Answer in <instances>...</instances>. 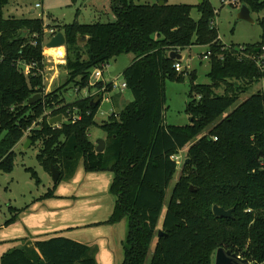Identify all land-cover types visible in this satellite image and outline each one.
<instances>
[{
	"label": "trees",
	"instance_id": "16d2710c",
	"mask_svg": "<svg viewBox=\"0 0 264 264\" xmlns=\"http://www.w3.org/2000/svg\"><path fill=\"white\" fill-rule=\"evenodd\" d=\"M238 1L251 13L264 11V0ZM7 3L0 0V171H12L14 148L29 129L25 139L31 146L40 143L38 164L49 175L51 166L60 172L58 181L36 200L53 197L79 161L86 172L113 173L109 192L115 205L105 222L126 219L120 264H212L220 247L250 263H264V88L238 103L264 78V60L259 67L253 59L263 53L264 17L257 20L260 39L240 44V49L218 38L210 0L201 5L109 0L113 20L52 26L39 17L4 16ZM193 8L197 20L190 15ZM46 29L63 32L68 72L62 87L49 92L43 83ZM192 45L206 46L209 52L210 83H196L190 73L184 108L189 123L167 124L165 81L181 82L186 74L175 70L180 60L169 53ZM123 54L131 55L122 76L132 100L97 122L102 94L112 85L101 80L90 85L92 73ZM102 86L106 88L96 105H90L94 96L69 102L63 96ZM35 94L41 97L28 104ZM58 115L61 122L49 124ZM94 126L105 133L102 152L88 135ZM185 148L179 177L167 197L178 166L173 155ZM25 171L36 185L41 183L36 170ZM213 205L232 209V216L216 217ZM26 207L8 206L2 225L14 223ZM94 251L55 236L6 251L0 264H97Z\"/></svg>",
	"mask_w": 264,
	"mask_h": 264
},
{
	"label": "rangeland",
	"instance_id": "374dc122",
	"mask_svg": "<svg viewBox=\"0 0 264 264\" xmlns=\"http://www.w3.org/2000/svg\"><path fill=\"white\" fill-rule=\"evenodd\" d=\"M137 3H153L155 0H135ZM217 13L215 14L213 23L217 28L218 38L225 45L229 44H245L254 43L260 39L262 29L257 20L264 17V11L259 13L252 12V18L254 23H249L244 20H240L237 17L238 11L243 4H240L238 0H234L233 3L225 1L222 5L221 0H210ZM109 0H8V3L4 6V16H26V17H39L43 19L45 25H62L77 21L79 23L91 24L94 22H106L113 20V14L108 6ZM168 4H190L196 5V0H167ZM30 8L32 9L31 11ZM194 20L199 18L198 11L193 8L190 13ZM48 29L44 31L43 46L45 45V38ZM85 40V39H84ZM82 40V43L83 41ZM80 43V45H82ZM43 55L45 59V68L43 71L45 85V92L57 90L65 83L67 79L66 69V52L60 58H55L49 53L47 49L44 50ZM65 49V47H63ZM206 46L192 45L181 51L180 66L181 70H186L184 79L181 82L165 81V96L167 107L165 110V122L173 125H184L189 123V117L185 113V104L188 101L187 92L189 89L190 77L189 74H195V82L200 84H209L210 80L207 76L209 72L210 64L209 58H204L202 55L206 51ZM49 52V51H48ZM56 55H61V49H55ZM131 55L123 54L111 59L102 69H100L103 82H115L118 87L111 88L105 96L109 98V101L104 99L101 101L99 109L95 115L97 122L106 119L107 116L113 112H119L129 101L132 100V94L127 89H121L120 85L123 83L122 71L130 64ZM68 85L67 87H71ZM264 78L251 85L247 93L242 94L238 100V103L243 101L250 92L257 90H263ZM85 89L81 92L74 94L69 91L65 93L64 98L67 102L78 98L84 97L86 94ZM96 89L91 88L90 93H93ZM63 92V90H61ZM75 91V89H73ZM217 93L221 92V89L215 90ZM104 96V97H105ZM115 101V105L110 103ZM115 106V107H114ZM89 138L95 142L105 137V133L98 127H91L88 131ZM26 133L15 146L14 150L16 156L13 162V169L9 173L0 171V226L9 217L8 206L17 208L24 207L30 200L36 197L41 192L45 191L51 181L50 175L42 169V167L36 161V154L40 143L35 145L30 144L28 148L23 147V143L26 141ZM104 140V139H103ZM106 143L104 141V151L106 149ZM180 160L176 172L169 184L167 190V197L169 192L179 177L181 165L183 159L186 157V148L178 151ZM81 166V161H79ZM25 167H31L38 173L41 183L36 185L34 180L30 177V174L25 171ZM35 200V199H34ZM2 246H0V249ZM214 255H212V264H214Z\"/></svg>",
	"mask_w": 264,
	"mask_h": 264
},
{
	"label": "crops",
	"instance_id": "0c3cea01",
	"mask_svg": "<svg viewBox=\"0 0 264 264\" xmlns=\"http://www.w3.org/2000/svg\"><path fill=\"white\" fill-rule=\"evenodd\" d=\"M55 49H61L62 54L56 55ZM55 49H47V54L61 58L63 46ZM110 103L115 105V101ZM112 180L111 171L86 172L78 164L69 179L58 183L53 197L36 200L52 187L50 181L45 191L25 205L14 223L1 224L0 257L12 248L63 236L93 248L97 264H120L127 222L126 219L113 224L105 222L115 205V196L109 192Z\"/></svg>",
	"mask_w": 264,
	"mask_h": 264
},
{
	"label": "water",
	"instance_id": "95a60500",
	"mask_svg": "<svg viewBox=\"0 0 264 264\" xmlns=\"http://www.w3.org/2000/svg\"><path fill=\"white\" fill-rule=\"evenodd\" d=\"M202 3H203V0H196L197 5H201ZM159 4L162 5L164 4V2L160 1ZM237 17L240 20H244L249 23H254V19L252 18L251 12L246 5H242L240 7ZM84 39L85 38L82 37V40ZM44 46L46 48H55L59 46L65 47V36L63 32L57 31L52 37H50V39L45 43ZM169 58L180 60L181 55L177 52L171 51L169 53ZM40 97H41L40 94L33 95L32 97L28 99V104H32L36 102ZM99 99H100V94H96L91 100L90 105H96L99 102ZM61 120H62V116L58 115L56 117L51 118L49 120V124L59 123L61 122ZM29 146H30V140L26 139V141L23 144V147L28 148ZM103 149H104V140L99 139L98 141H96L95 150L97 152H102ZM187 160L188 159H186V161ZM50 172H51L50 174L51 181L54 184L58 181L60 172L53 166L50 167ZM190 189H192V187H190ZM212 212L216 217H219V218H227V217L232 216V209H224L218 205L212 206ZM157 235L158 236L162 235V232L159 230ZM214 264H253V263H250L246 259H243L237 256L235 253L229 250H225L224 248L220 247V248H217L215 251ZM261 264H264V263H261Z\"/></svg>",
	"mask_w": 264,
	"mask_h": 264
},
{
	"label": "built area",
	"instance_id": "2783aa9c",
	"mask_svg": "<svg viewBox=\"0 0 264 264\" xmlns=\"http://www.w3.org/2000/svg\"><path fill=\"white\" fill-rule=\"evenodd\" d=\"M225 1H228L229 3H233V1L234 0H221V4L223 5L224 3H225ZM214 13L216 14L217 13V11H216V9H214ZM214 24V23H213ZM48 32H47V34H46V38H45V43L50 39V37H52L55 33H56V31H54L53 29H49V30H47ZM45 47V46H44ZM240 47V49H242L243 47H242V45H240L239 46ZM47 48L45 47L44 48V50H46ZM262 50H263V53H262V55H260L257 59L256 58H254L253 57V59H255V61H256V64L259 66V67H262V63H263V60H264V47H262ZM64 54H65V49H64ZM204 58H207L208 56H209V52H204V54L202 55ZM62 59V58H61ZM174 68H175V70L176 71H180L181 70V66H180V63H175L174 64ZM28 70H29V66H26L25 67V72H28ZM101 76H102V73H101V71L99 70V69H95L94 71H93V73H92V80H91V82H90V85H93L96 81H98V80H101L100 78H101ZM43 79H44V77H43ZM109 83H111V85H112V88H114V87H118V85L115 83V82H109ZM105 86H102V88L100 89V90H95L93 93H90L89 92V90L87 89V88H85V92L86 93H88V94H86L84 97H86V96H95L96 94H99L100 92H104L105 91ZM120 90L121 89H126V83L123 81V83H121V85H120ZM75 91H76V89H75ZM105 96V92H104V94H102V100L104 99L105 101H109V98H107L106 96ZM73 119H75V117L73 118ZM29 132V129L26 131V135H27V133ZM214 139H216V138H214ZM173 158L177 161V162H179V160H180V155L177 153L176 155H173Z\"/></svg>",
	"mask_w": 264,
	"mask_h": 264
},
{
	"label": "bare ground",
	"instance_id": "6f19581e",
	"mask_svg": "<svg viewBox=\"0 0 264 264\" xmlns=\"http://www.w3.org/2000/svg\"><path fill=\"white\" fill-rule=\"evenodd\" d=\"M60 47V46H59ZM55 48H57V47H55ZM55 48H47V49H55Z\"/></svg>",
	"mask_w": 264,
	"mask_h": 264
},
{
	"label": "flooded vegetation",
	"instance_id": "af4514ba",
	"mask_svg": "<svg viewBox=\"0 0 264 264\" xmlns=\"http://www.w3.org/2000/svg\"><path fill=\"white\" fill-rule=\"evenodd\" d=\"M230 251V250H229Z\"/></svg>",
	"mask_w": 264,
	"mask_h": 264
}]
</instances>
